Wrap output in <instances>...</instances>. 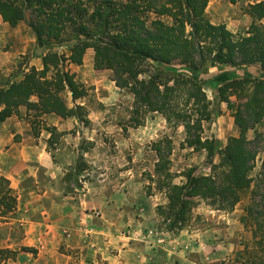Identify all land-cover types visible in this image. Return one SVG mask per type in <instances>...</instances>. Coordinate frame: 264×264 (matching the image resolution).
<instances>
[{
	"label": "trees",
	"instance_id": "trees-1",
	"mask_svg": "<svg viewBox=\"0 0 264 264\" xmlns=\"http://www.w3.org/2000/svg\"><path fill=\"white\" fill-rule=\"evenodd\" d=\"M207 3L208 0H0L2 21L10 26L25 21L40 47L66 46V53L46 52L41 69L31 66L20 79L0 86V121L12 115L19 117L20 107H24L32 134L47 131L50 146L64 132L47 125L41 119L43 115L74 117L87 124V110L77 100L88 95L89 87L77 81L67 66L81 65L91 48L93 67L112 69L116 85L132 94V126L142 125L146 114L158 112L167 124L183 127L182 145L206 152L208 173H197L193 166L173 173L168 158L171 141L164 140L165 152L160 142L153 144L159 160L154 167L156 179L151 180L166 198V203L156 207L164 228L183 229L197 200L219 210L233 209L252 181L249 173L256 145L264 143V127L254 139L246 138L249 129L264 122V76L247 72L218 86V99L232 109L239 128V135L229 137L220 147L217 139L203 135V123L211 118V102L198 73L207 63L234 67L258 64L264 72V0L246 7L251 23L244 33H233L223 23H212L206 13ZM66 92L70 93L71 106L65 102ZM215 155L217 163L213 162ZM262 168L264 176V158ZM176 176L181 177L179 182L174 181ZM16 204L8 179L0 176V217L15 211ZM254 218L253 233L261 257L264 202ZM16 255L17 250L0 248V264H8ZM67 264L84 263L75 260Z\"/></svg>",
	"mask_w": 264,
	"mask_h": 264
},
{
	"label": "rangeland",
	"instance_id": "rangeland-1",
	"mask_svg": "<svg viewBox=\"0 0 264 264\" xmlns=\"http://www.w3.org/2000/svg\"><path fill=\"white\" fill-rule=\"evenodd\" d=\"M2 25L5 26V29L1 28ZM0 28V63L2 64L0 68V86L20 79L22 74L31 66L35 67V64H37L38 69H41V58L46 52L57 51L59 53H66L65 44L55 45L51 49L38 46L32 29L25 21H20L15 26H10L7 22L2 21L0 17ZM67 67L74 73L77 81L89 87L85 104H80L85 106L87 116L90 114L87 109L88 106L93 109L94 115H92V118L98 124H96L97 128L92 131L91 119L85 125L79 122L82 124L81 134H77L71 129L68 132L70 135L64 137L69 138L68 140L71 142V148L68 149V152L70 153L73 148L77 159L76 165L65 175L66 192L73 193L76 187L82 186L80 179L97 182L98 178L104 177L108 181H121L126 177L124 169L129 167L134 173L136 182L142 181V187L146 194L156 193L155 201L158 204L162 203L166 200L164 193L158 192L155 188V183L151 180V178L156 179L154 167L159 160L156 151L153 149V144L160 142V146L163 152H165L167 143L164 140L167 139L171 141L172 146V151L168 155V158L170 159L169 167L173 173H179L191 166L196 168L197 173L209 172L210 165L206 158V152L204 150L196 151L191 147L182 145L185 137L182 126L167 124L165 118L158 112L146 114L142 125L136 127L131 125L132 94L127 89L116 85L112 69L97 70L93 67V50L91 48L86 51L81 65L70 64ZM26 68L27 70H25ZM241 70H244V66L234 67L225 64L211 65L207 63L198 73L204 82L203 89L211 102V118L208 122L203 123V135L217 139L220 147L226 144L229 137L238 136L239 128L234 123V118L231 115L232 109L227 107L226 102L219 101L217 89L229 77L235 78L246 75L247 72L241 74ZM84 80L96 83L92 85L85 83ZM97 86L98 91L95 90ZM99 94H102L100 98L103 97L104 100L99 99ZM64 99L68 106L72 105L69 92L64 94ZM231 100H234V98L231 97ZM24 114L25 108L20 107V116L13 115V120H18L24 123V125L26 123L30 124V121ZM70 118L72 119V117ZM41 119L45 123L51 124L50 121L43 119V116ZM75 120L77 121V119ZM263 127L264 122L256 124L254 128L246 132V138L249 140L254 139L256 133L261 132ZM83 132L85 133L83 134ZM91 137H93V141L88 139ZM128 139L130 140L129 142H123ZM92 142L95 146L94 154L96 157L94 158H97V161L95 165H88L84 160L89 158L88 155L90 156V153H93ZM60 143L66 144V141H63L62 135L58 137L56 142L57 145H60ZM263 148V142L256 145L257 153L253 162V168L249 173L252 178L249 188L241 193L240 200L235 204L233 209L228 211L218 209L221 213L235 214L239 220L241 228L235 231L245 238L241 242L242 247L240 249V260H242L243 264H264V255L259 257L256 238L253 233L256 228L254 216H256L264 202V176H262ZM83 150L88 154L85 152L81 154L80 151ZM213 162H218V155L214 156ZM102 173L105 174L100 175ZM180 179L181 177L176 176L174 181L179 182ZM138 196V192H136V203L139 205L138 207L136 206V211H139V207L145 208L148 205ZM197 205H204L217 210L214 206L208 205L202 200H197L196 205L192 208L187 225L190 224L194 217V208ZM138 217L140 216L136 214V218ZM16 218V211L9 213L6 217H0V248L17 250L15 260L9 259L7 261L8 264H48L45 260L46 257L51 258L53 255L55 257L54 260H57V255L63 258L61 254L68 256L67 263L76 260L86 264L92 262L90 258L85 257V254L89 251L88 246L91 248L92 253L102 247H104L106 254L117 255L120 252V249L117 247H112L109 244L104 245L105 242L102 241L101 233L94 231H88L89 233L87 234L82 233L86 232L82 231L83 228L81 229V227H84L82 225L77 227L75 231L78 233L74 234L75 238L72 237L71 241H56L54 238L53 240H43L42 238L36 240L26 239L25 226L20 223L21 221L15 220ZM160 218L162 217L160 216ZM157 227L159 229L164 228L162 219L158 222ZM121 229L117 232L118 236L132 235V231L124 227ZM149 229H151L149 220L144 219L135 228V232H139L137 236L139 239L135 238L134 240L142 242L144 236H149ZM33 231L31 229L32 233ZM73 240L75 242L74 246L70 245V242ZM119 242L121 245L123 240ZM22 246H27L30 249L22 251L20 250ZM97 255L93 263L108 264V261L104 260L100 253H97ZM56 260L54 264H56Z\"/></svg>",
	"mask_w": 264,
	"mask_h": 264
},
{
	"label": "crops",
	"instance_id": "crops-1",
	"mask_svg": "<svg viewBox=\"0 0 264 264\" xmlns=\"http://www.w3.org/2000/svg\"><path fill=\"white\" fill-rule=\"evenodd\" d=\"M259 1L208 0L206 13L212 23H223L233 33H244L251 23V17L245 9L249 4ZM1 28L5 29V26ZM35 67L38 69L37 64ZM241 71V74L250 72L258 77L264 76L258 64L245 65ZM84 82L92 85L96 83ZM95 90L98 91V86ZM102 94H99V99L104 100L100 98ZM85 98L77 102L85 104ZM87 109L93 131L98 123L92 118L93 109L90 106ZM13 119L12 115L0 121V176L8 179L11 192L16 197L15 220L24 224L26 239L71 241L72 237L75 238L74 234L78 233L75 231L77 227L82 225V231H86L82 233H101L104 245L120 249L117 255H112L106 254L104 247L92 253L88 246L85 257L92 262L100 253L108 264H243L240 249L245 238L235 231L241 228L235 214L229 215L218 209L197 205L190 224L183 229H159L157 225L162 218L157 214L156 207L166 203V200L158 204L155 201L156 193L147 195L142 181L136 182L129 167L124 169L126 177L121 181H108L104 177L98 178L97 182L80 179L82 186L68 193L65 191V175L76 165L77 159L73 148L68 152L71 142L64 137L70 135L68 132L71 129L81 134L82 124L74 117L62 119L54 114L43 115V119L51 122H46L47 125L55 126L58 132H65L62 136L66 144L53 143L51 147L47 144L50 135L47 131L41 130L38 136H34L29 123L24 125ZM88 139L94 140L93 137ZM92 145L93 153L84 160L88 165H95L97 161L93 142ZM80 152L88 154L84 150ZM136 192L148 204L145 208L139 207V211L135 209L139 206ZM136 214L140 217L136 218ZM144 219L149 220L150 234L144 236L142 242H136L134 239H139V232H135V228ZM123 227L132 231V235L118 236L117 232ZM120 240H123L121 245ZM74 243L73 240L70 245L74 246ZM61 255L63 258L56 256V264H67L68 256ZM54 258L53 255L51 258L46 257V263L54 264Z\"/></svg>",
	"mask_w": 264,
	"mask_h": 264
}]
</instances>
